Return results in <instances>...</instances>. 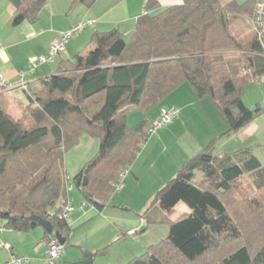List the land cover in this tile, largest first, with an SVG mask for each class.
Wrapping results in <instances>:
<instances>
[{"label":"trees","instance_id":"1","mask_svg":"<svg viewBox=\"0 0 264 264\" xmlns=\"http://www.w3.org/2000/svg\"><path fill=\"white\" fill-rule=\"evenodd\" d=\"M7 1L18 26L36 22L48 0ZM253 11V0H182L162 10L158 0H145L128 39L118 29L94 32L89 52L61 60L56 73L28 94L29 127L6 112L0 94V224L28 232L41 227L36 218H42L52 226L43 243L54 233L66 240V179L101 212L153 128L147 119L128 127L129 111L151 110L185 83L219 110L227 125L221 137L257 118L262 109L246 106L242 95L264 76V46L255 35L244 43L233 31ZM81 133L97 137L99 149L69 177L64 153ZM214 142L184 162L151 203L164 202L184 184L195 194L189 195L190 213L169 223L164 240L126 264H264V162L250 149L217 156ZM196 171L202 173L198 181ZM246 176L251 183L242 187Z\"/></svg>","mask_w":264,"mask_h":264},{"label":"crops","instance_id":"2","mask_svg":"<svg viewBox=\"0 0 264 264\" xmlns=\"http://www.w3.org/2000/svg\"><path fill=\"white\" fill-rule=\"evenodd\" d=\"M74 1L48 0L36 22L30 23L24 21L18 26H13V6L7 0H0V79L15 83L16 85L23 83L25 86V88L17 87L10 91H4L0 88V94H3L5 98V110L13 118L17 120L22 119L23 115L26 114V109L29 104L28 94L35 92L39 88V82L41 80L56 73L58 63L61 60H70L73 55L78 53L86 54L92 49V46L89 44L91 33L88 32L85 35L81 34L74 37V39H69L65 44V52L60 53L51 62L40 65L33 72H26L31 66L32 59L47 57L51 46L60 41L61 35L66 31H70L79 22L81 24L91 21L93 24L86 26V29L90 28L94 32H107L117 28L125 38L130 35L137 19L143 14L145 3V0H94L87 6L80 3L74 5V3L76 4ZM158 1L161 10L182 3V0ZM73 8H76V10ZM81 42L82 48L79 46ZM83 49H87V51L82 52ZM262 79H264V76L258 80L262 82ZM260 82L257 84H261ZM172 96L175 97L168 99L169 101L167 100L160 109L163 107L173 109L177 115L176 118L170 123L171 125L168 124V128L159 129L149 141L147 140V144L144 146L138 158L130 166L126 177L123 179L122 193L125 190L129 194L132 193L135 185L144 179L146 173L144 164L140 161L143 154L152 156V159L155 158L154 154H163L165 156L167 152L174 156V160L170 157H165V162L162 165V169L158 172V175L150 178L152 184L155 185L156 181H159V187H163L164 181L168 179L166 178L167 175L174 178L184 162L201 152L213 139L217 138L216 141L218 142L221 135L226 132V123V126L224 125L223 127L220 121L219 127L217 117V122L213 123V116L215 118L218 112L214 106L209 101H205V99H197L192 89L186 88L185 84L181 85L166 98ZM160 109L156 111L155 116H160ZM261 109V114L251 123L238 132L226 136L228 139L223 146L226 154L232 155L242 150L250 149L255 156L257 154L262 156L261 149L264 147V106ZM204 111L205 115L210 118L209 122L202 118L201 112ZM157 117L155 118L151 115L146 119L151 123ZM199 117L201 118V123L198 121ZM176 119L178 121L175 122ZM231 140H234L235 143L231 146L234 149L232 151L233 153L231 152L229 154L230 152L228 153L229 150H227V147ZM160 142L163 143V147L157 146ZM255 151H257V154ZM161 158L163 157H159V159ZM73 190L69 191L65 198L68 201L70 200L72 204V208L66 218L69 226L70 223L74 224V226L80 223L85 224L87 223V219L99 216V228L102 226L103 230L106 231L96 244L97 248L94 247L93 250H85L93 254V264L95 257L107 255L109 252H107V247L122 237L120 236L121 232L118 234L119 229H122L118 224L122 218L117 215V207L121 205L112 202L114 198L112 195L108 206L99 212L84 199L85 202L90 204L88 210H84L87 203L85 205L82 200L80 202V208L70 214L76 202L71 195L74 192ZM190 194L195 196L188 187L181 184L168 195L164 202L152 207V211L156 212L153 217L147 219L146 215H143V217L139 216L140 219H143L142 227L144 231L147 229L149 221H158L159 215L166 217L170 213L176 212L179 215L177 220H179L189 214L192 208V201L189 198ZM166 202H169V204H166ZM130 209L133 208L130 207ZM130 218L133 219V217ZM30 231H34V233L29 235ZM30 231L18 232L5 228L3 224H0V245L5 246L0 248L1 263L8 262L12 256L30 254L31 249L29 248L32 245L35 247V254L46 255L43 245L45 231L41 227H36ZM69 235L65 244H68ZM32 236H34L33 239H31ZM38 245L40 249H37ZM70 245L72 251L66 250L64 256L60 257L58 264H67L82 259V256L76 252L77 249L80 250L82 247L77 246L78 244ZM104 249H106L104 254H95ZM112 264H119V262Z\"/></svg>","mask_w":264,"mask_h":264},{"label":"rangeland","instance_id":"3","mask_svg":"<svg viewBox=\"0 0 264 264\" xmlns=\"http://www.w3.org/2000/svg\"><path fill=\"white\" fill-rule=\"evenodd\" d=\"M238 1L241 4L249 2V0H238ZM77 3L78 2H76V4L74 3V5H77ZM75 7H77V6H75ZM73 9L76 10V8H73ZM83 23H85V22H83ZM79 24H80V22H79ZM86 28L87 27H85L79 33L75 34L70 39H72V38L74 39V37L81 35V34L85 35L88 32H90L91 35L94 33V31H92L90 28H88V29H86ZM115 29H117V28H115ZM134 29H135V27H134ZM134 29H133V31H134ZM70 31H66L64 33H68ZM133 31L130 33L129 36H131ZM233 31H234L236 37L244 43L250 42L255 35V33L252 31V29L250 27L248 17L240 18L234 24ZM129 36L125 37V39H128ZM79 44H80L79 46H81L82 42ZM81 48H82V46H81ZM85 50L87 51V49H83L82 52H86ZM238 54H240V53H238ZM47 57H44V58H47ZM74 57H75V55H73V57H71L70 60H73ZM38 58H40V57H38ZM41 58H43V57H41ZM259 82H260L259 80L251 81L246 86L244 93L242 95V100H243L244 104H246L250 107H255V105L258 104L260 108L261 107L263 108V106H264V79H262V82H260L261 84H257ZM185 87L191 89V87L188 83H185ZM174 97L175 96H172L170 98H165L161 103L157 104L155 107H153L151 110H148V111H145V110H142L139 108H133L132 110L129 111V113L126 117L127 126L130 128L134 127V126L140 124L141 122H144L146 120V118H149V116H151V115L156 118L157 117V116H155L156 111H158L160 109V107L168 99H173ZM199 100H202V99H199ZM205 101H209V100L205 99ZM210 104H212V102H210ZM214 108L216 109V111H218L217 115L215 116V118L216 117L218 118V126L220 127V121H221V123H222L221 125H223V127H224V125H225L224 119L222 118L219 110L215 106H214ZM195 109H197V108H195ZM169 110L173 111V109H170V108H169ZM160 111H161V109H160ZM201 114H202V118L205 121L209 122L210 118H208L205 115V111L201 112ZM208 114L211 115L210 112H208ZM159 117H157V119H153V121H151V123H153L152 124L153 127L156 124V122L158 121ZM215 118L213 116V123L217 122V118L216 119ZM22 121H23L24 126L26 128L32 124L31 118H29L28 116H25V114L22 117ZM176 121H178V119H176L175 122ZM198 121L201 123L200 117H199ZM202 124H203V121H202ZM169 125H171V124L169 123ZM169 125H166V126L157 128L154 131H151L149 133L150 135L149 134L147 135L148 136L147 140L149 141L159 129H161V128L166 129L169 127ZM227 139L228 138H226V136L220 137V140L218 142L216 141L217 138L213 139L215 141L214 147H215V149H217L215 152V154L217 156L228 155L225 153L224 147H223L224 143H226ZM146 142L143 145H141L140 150L138 151V153L136 155V159L138 158L139 154L142 152L144 146L147 144ZM234 143H235L234 140H231L228 144L229 146L227 147L228 148L227 150H229L228 151V153L230 152L229 154H231V152L234 150L231 147L234 145ZM99 144H100V141L97 137H92L88 133H83V134L81 133L80 134V136L78 137V142L75 145H73L72 147H70L69 149H67L64 153V166H65L66 173L69 177H72L71 175L76 174L77 172L81 171L82 168L84 167V165L92 160V158L98 152ZM157 146L163 147L164 145H163V143L160 142L159 144H157ZM255 152L257 154V151H255ZM154 156H155V158L152 159L153 158L152 156H149L147 154H143L140 161L144 164V170H145L146 175H145L144 179H142L139 183H137L135 185V187L133 189L134 191L132 193L129 194V192L126 190L122 193V190H121L122 188L119 191L114 193V195H113L114 198H113L112 202L115 204L121 205L120 207H117V215L120 218H122V219H120V222L118 223L119 227L122 228V229H119L118 234L121 232L120 236H122V237L118 238L117 242H115L111 246L107 247V252L109 251L107 255L95 257V259H94L95 262L93 264H112L115 262H119V264H126L131 259L142 255L145 252L146 247L153 245V244H157V243L161 242L162 240H164L168 236L169 223L174 222L175 220H177L179 218L178 217L179 215H177L176 212H172L166 217H161L159 215L158 219H157L158 221H154V222L149 221L148 227L145 231H140V232L136 233V231H138L143 226V221H142L143 219H140L139 216L143 217V215H146L147 219H150L156 213V212L152 211V207H154L155 204L151 205V203H152V200L154 199L156 193L162 187H159L160 186V184H158L159 181H156L155 185L152 184L150 182V178L158 175V172L162 169V165L165 162V157H170V158H172V160L175 159L174 156L169 152H167L165 156L163 154H161V155L154 154ZM159 157H163V158L159 159ZM256 157L258 159L262 160V162H264V157L261 156L260 154H257ZM126 175L124 176V178L126 177ZM166 178H168V179L166 181H164V184H166L169 181V179H171L172 177H169L167 175ZM201 178H202L201 171H196L194 173L193 180L198 181ZM250 181L251 180L249 179V177L246 176V177L241 179L240 183H241L242 187H244V186H248L249 183H251ZM122 187H123V180H122ZM73 189H74L73 190L74 192L71 195L73 196L74 200H76V202L74 203L75 205H73V210H72V212H70V214L80 208V202H82V200H83V203L85 205L87 203L84 201L85 198H84L83 194H81L76 188H73ZM232 201L233 200H229V204H231ZM69 202H71V201L69 200ZM88 206H90V204L87 203L84 210L87 211L89 208ZM130 207L133 209H130ZM130 217H133V219H131ZM98 218H100V217L96 216V217H93L92 219L89 218V219H87V223H85V224L80 223L77 226L76 225L74 226V224L69 222L70 223V229H71L70 233H69L70 234L69 235V241H68V244L63 245L64 250H62L61 257L64 256V253L66 252V250L72 251V247L70 244H78L77 246L82 247V249L76 250L77 254L82 256V257L88 253H91V252H88L85 250H93L94 247L97 248L96 244L99 242L100 238L106 233V231L103 230L102 226L99 228ZM36 231H40V230H36ZM130 231H133L134 234H129ZM32 233H34V231H30L29 235H32ZM33 238H34V236L31 237V239H33ZM82 242H83V244H82ZM38 248L40 249L39 245L37 246V249ZM29 249H31L30 254L24 255V256L23 255H20V256L16 255V256L21 257L23 259H28V261L25 264H49V262L47 261L46 255H44V254L39 255V253L38 254L34 253V250H35L34 245H32L31 248H29Z\"/></svg>","mask_w":264,"mask_h":264},{"label":"built area","instance_id":"4","mask_svg":"<svg viewBox=\"0 0 264 264\" xmlns=\"http://www.w3.org/2000/svg\"><path fill=\"white\" fill-rule=\"evenodd\" d=\"M253 2H254V11L252 16L249 18V24L252 31L255 33V39L264 46V0H253ZM91 24H93L91 21L81 23L74 26L70 32L63 33L60 37V41L51 46L49 56L47 58L32 59L31 66L26 72H33L40 65L51 62L60 53L65 52V44L67 43V41L75 34L83 30L86 26ZM17 87L25 88L23 83L16 85L15 83H10L0 79V88L4 91H10ZM175 117H176V113L174 111H171L166 107L162 108L160 117L151 131H154L157 128L168 125L173 121ZM127 172L128 170L124 171L120 182L117 184L116 186L117 191H119L122 188V180L124 179V176L127 174ZM72 189H73L72 183L70 182V179L67 178L66 192L68 193ZM61 205L63 206L62 217L66 219L69 211L72 208V204L71 202H69L67 199L64 198L61 201ZM129 234H134V232L130 231ZM43 245L46 252V258L49 264H58V261L62 255L63 245H61L55 237L49 240L48 242L43 243ZM1 247H5V246L0 245V248ZM27 261L28 259L12 256L8 262H3V263L0 262V264H25Z\"/></svg>","mask_w":264,"mask_h":264},{"label":"water","instance_id":"5","mask_svg":"<svg viewBox=\"0 0 264 264\" xmlns=\"http://www.w3.org/2000/svg\"><path fill=\"white\" fill-rule=\"evenodd\" d=\"M86 184V177L84 176L83 178V185ZM36 222L42 227V229L48 233V234H52V226L51 224L42 219V218H36ZM139 231H144V228H140ZM138 231V232H139ZM54 237L58 240V242L61 244V245H64L65 244V238L58 234V233H54ZM92 261H93V254L92 253H88L86 254L85 256L82 257V259H79V260H76L74 262H71V263H67V264H92Z\"/></svg>","mask_w":264,"mask_h":264}]
</instances>
